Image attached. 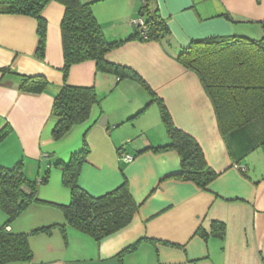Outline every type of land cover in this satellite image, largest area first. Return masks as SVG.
Returning <instances> with one entry per match:
<instances>
[{"label":"crops","instance_id":"crops-1","mask_svg":"<svg viewBox=\"0 0 264 264\" xmlns=\"http://www.w3.org/2000/svg\"><path fill=\"white\" fill-rule=\"evenodd\" d=\"M83 1L92 3L108 41H125L137 32L144 0ZM157 4L171 36L126 41L106 59L140 75L164 101L175 125L199 142L218 177L204 190L191 181L167 178L180 169L176 150L138 154L169 142L159 106L151 103L145 85L99 72L94 60L73 65L68 83L95 86L102 100L86 122L55 141L52 106L65 82L61 33L65 7L52 1L43 11L48 21L44 60L35 55L37 20L0 14V133L6 131L0 138V165L23 162L26 175L39 180L50 169L39 197L68 204L71 191L54 164L68 161L85 137L90 154L80 185L100 196L127 178L140 205L129 225L100 241L71 226L66 227V237L60 228L31 234L33 259L8 264H264V113L223 135L199 77L177 59L194 39L263 36L264 0H157ZM22 75H42L50 86L42 94L24 93ZM120 149L133 161L122 159ZM6 219L0 210V226ZM215 221L225 224L223 237L213 234ZM57 224H66L58 207L33 204L8 229L31 233ZM138 241L142 242L134 251L121 256Z\"/></svg>","mask_w":264,"mask_h":264},{"label":"trees","instance_id":"trees-1","mask_svg":"<svg viewBox=\"0 0 264 264\" xmlns=\"http://www.w3.org/2000/svg\"><path fill=\"white\" fill-rule=\"evenodd\" d=\"M52 1L65 7L61 23L64 85L54 97L52 118L55 121L52 137L61 140L74 126L83 124L93 107L102 100L95 86H75L68 83L73 65L88 60L96 62L99 72L113 74L119 79H131L145 85L157 103L169 142L139 151L152 150L162 153L176 150L181 157L180 169L167 178L191 181L207 190L218 173L208 165L199 142L175 125L164 101L157 97L140 75L128 66L109 62L107 53L124 42L139 38L143 41H162L171 36V29L161 16L157 0H144L139 15L147 28L145 35L138 27L135 34L125 41H108L99 25L91 2L83 0H0V14L26 15L37 20L38 44L36 57L44 60L47 46L48 21L43 11ZM264 33V20L260 22ZM178 61L197 74L210 97L223 135L237 131L264 113V34L260 39L246 35L210 36L194 39L178 55ZM5 70V69H4ZM50 86L42 75H22L20 90L28 94H42ZM6 131L0 133V138ZM264 150V142L262 143ZM122 150L120 149L119 152ZM90 154V147L83 138L80 150L74 151L69 160L54 164L62 170L63 184L71 191L68 204L42 200L39 188L49 180L50 169L39 179H30L23 162L13 167L0 165V210L6 222L0 226V264L30 262L34 257L29 237L31 234H50L60 228L66 237V227L71 226L95 240L125 228L139 209L127 178L115 189L95 196L79 183L83 165ZM33 204L58 207L66 224L44 226L31 233L14 232L8 228ZM225 224L215 221L213 234L223 237ZM142 241L129 246L121 256L134 251Z\"/></svg>","mask_w":264,"mask_h":264},{"label":"built area","instance_id":"built-area-1","mask_svg":"<svg viewBox=\"0 0 264 264\" xmlns=\"http://www.w3.org/2000/svg\"><path fill=\"white\" fill-rule=\"evenodd\" d=\"M138 27L140 28V30L143 32V35H145L146 33V26H145V22L144 19L139 15V20L137 22ZM121 153V158L124 159L126 162H131L133 161V156L129 155V154H125L123 151L120 152Z\"/></svg>","mask_w":264,"mask_h":264},{"label":"rangeland","instance_id":"rangeland-1","mask_svg":"<svg viewBox=\"0 0 264 264\" xmlns=\"http://www.w3.org/2000/svg\"><path fill=\"white\" fill-rule=\"evenodd\" d=\"M248 37H250V38H252V39H260L261 37H262V35H260V34H257V35H249ZM47 170V169H46ZM34 179H36V178H34Z\"/></svg>","mask_w":264,"mask_h":264}]
</instances>
